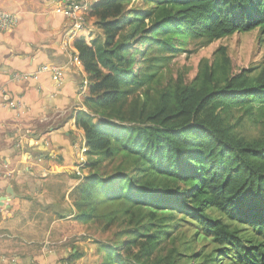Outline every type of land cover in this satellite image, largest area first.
I'll return each instance as SVG.
<instances>
[{
    "label": "trees",
    "instance_id": "16d2710c",
    "mask_svg": "<svg viewBox=\"0 0 264 264\" xmlns=\"http://www.w3.org/2000/svg\"><path fill=\"white\" fill-rule=\"evenodd\" d=\"M91 21L74 43L88 150L70 198L109 235L98 264H264V57L236 72L221 46L191 81L166 77L193 43L264 44V0H101Z\"/></svg>",
    "mask_w": 264,
    "mask_h": 264
},
{
    "label": "crops",
    "instance_id": "0c3cea01",
    "mask_svg": "<svg viewBox=\"0 0 264 264\" xmlns=\"http://www.w3.org/2000/svg\"><path fill=\"white\" fill-rule=\"evenodd\" d=\"M0 10L19 17L12 32H0V263L75 264L71 255L81 249L74 242L77 232L65 227L76 223L69 196L79 183L75 171L82 163L80 147L86 143L76 115L86 111L78 95L87 75L83 67L70 63L66 50L65 0H0ZM69 43L74 48L75 40ZM44 65L63 68L61 81H53L48 73L22 82L13 78L33 75ZM36 201L38 227L35 241H30L24 222L30 221ZM49 216L54 217L52 225L42 232L40 223ZM17 239L18 247L10 245ZM8 249L54 250L34 258L32 253L8 255L13 252Z\"/></svg>",
    "mask_w": 264,
    "mask_h": 264
},
{
    "label": "rangeland",
    "instance_id": "374dc122",
    "mask_svg": "<svg viewBox=\"0 0 264 264\" xmlns=\"http://www.w3.org/2000/svg\"><path fill=\"white\" fill-rule=\"evenodd\" d=\"M140 4L141 3H138V2L135 3V5H140ZM93 30L94 29L92 28V26L89 25L88 29L85 30L82 36L86 35V32L89 31L88 34L90 33L89 35L90 37L87 36L86 38L84 36V38L87 39L88 41H91L92 40L91 34ZM98 33L95 37L100 35ZM93 34L94 35L96 34L95 30ZM259 41L260 40H259L258 31H253V32L246 33V34H236L232 37L217 41L207 47H203L202 44L195 45L193 43L192 45H189L185 53H182L177 58L173 59L169 69L166 72V77H168V79L170 78L176 79L180 75H183L186 80L191 81L197 74L198 65L200 61L206 58L211 59L214 52L221 46H225L228 48V53L233 62V66L236 72H239L242 69H247L251 67L253 64H255L256 62L260 61L264 57V44H261ZM248 127H249V130H252L250 126ZM84 175H85V172H82L81 176L79 177H84ZM53 193L54 191H52V194ZM58 197H61V192L58 193ZM38 208H39V204L37 203V201L35 203H32L30 221L27 220L24 222L26 227L29 229L27 230L26 233L31 234L30 241H35L34 233L38 227V223L35 220L36 218L35 215H37L36 212ZM49 211L51 212V210ZM53 219L54 217L49 216L46 223H44L45 221L40 223V225L42 226L41 227L42 232L45 230V228L47 227L49 228L52 225L53 221L51 220ZM63 225H65V223H63ZM68 226L70 229L77 232L74 238V242L77 243L79 247H81V249H78V251L80 254H82V258L80 260H77V263L75 264H98L100 258H98V255L96 254L97 246L95 242H97V240H105L109 237V235L101 234L96 229L95 225H92V224L85 225V224L76 222L73 224L72 226L73 228L70 227L71 225H67L65 227L66 230H69ZM14 232L17 234L20 233V231H17V232L14 231ZM48 239L49 241H52L51 237H49ZM16 242L17 243L11 242L10 245H14L15 247H18L20 245V243H18L19 242L18 239ZM8 250H11V251L13 250V252H9L8 255H11L12 253L22 252V253H25L26 255L29 253H32V255H35L33 256L34 258H38L40 257V255H38L40 252L41 253L43 251L53 252L54 249H50L49 251L46 249H8ZM35 263L39 264L38 262H35Z\"/></svg>",
    "mask_w": 264,
    "mask_h": 264
},
{
    "label": "built area",
    "instance_id": "2783aa9c",
    "mask_svg": "<svg viewBox=\"0 0 264 264\" xmlns=\"http://www.w3.org/2000/svg\"><path fill=\"white\" fill-rule=\"evenodd\" d=\"M101 0H65V15L68 20L67 28L69 33V40L66 43V50H68L70 63L77 68H82L78 51L71 47L69 41H76L84 38L82 36L85 30L89 27L88 17L95 4H98ZM19 25V17L17 15L10 14L6 11L0 10V32L10 33ZM41 73H48L51 75L53 81L59 82L64 76L63 68L58 66H41L36 73L31 74H15L13 77L15 81L22 82L27 79H38ZM89 81L88 77L83 78L79 95L80 99H86L88 94ZM12 109H16L15 105H11ZM86 143L80 147V155L82 163L76 170L78 176H81V170L86 162L87 153Z\"/></svg>",
    "mask_w": 264,
    "mask_h": 264
},
{
    "label": "water",
    "instance_id": "95a60500",
    "mask_svg": "<svg viewBox=\"0 0 264 264\" xmlns=\"http://www.w3.org/2000/svg\"><path fill=\"white\" fill-rule=\"evenodd\" d=\"M8 193H10V195H13V192H12V190H9V192ZM4 201H5V198H2V202H1V204H3L4 203Z\"/></svg>",
    "mask_w": 264,
    "mask_h": 264
}]
</instances>
